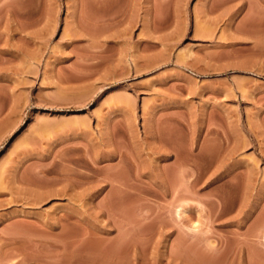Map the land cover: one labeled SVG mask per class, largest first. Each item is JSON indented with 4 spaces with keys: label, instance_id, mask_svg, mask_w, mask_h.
Wrapping results in <instances>:
<instances>
[{
    "label": "rangeland",
    "instance_id": "1",
    "mask_svg": "<svg viewBox=\"0 0 264 264\" xmlns=\"http://www.w3.org/2000/svg\"><path fill=\"white\" fill-rule=\"evenodd\" d=\"M0 264H264V0H0Z\"/></svg>",
    "mask_w": 264,
    "mask_h": 264
}]
</instances>
